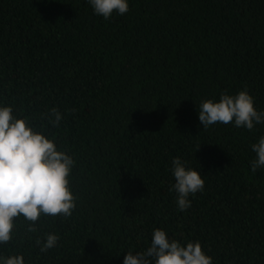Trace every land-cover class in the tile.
Wrapping results in <instances>:
<instances>
[{
    "label": "trees",
    "instance_id": "obj_1",
    "mask_svg": "<svg viewBox=\"0 0 264 264\" xmlns=\"http://www.w3.org/2000/svg\"><path fill=\"white\" fill-rule=\"evenodd\" d=\"M127 3L105 20L88 0H0V107L73 159L75 197L70 216L41 215L35 232L15 220L0 257L123 264L161 229L198 241L212 264H264V168L251 171L264 123L198 119L201 101L243 90L264 111V0ZM174 158L204 180L184 211ZM48 234L59 239L41 252Z\"/></svg>",
    "mask_w": 264,
    "mask_h": 264
},
{
    "label": "clouds",
    "instance_id": "obj_2",
    "mask_svg": "<svg viewBox=\"0 0 264 264\" xmlns=\"http://www.w3.org/2000/svg\"><path fill=\"white\" fill-rule=\"evenodd\" d=\"M94 13L109 19L115 11L119 15L128 12L127 0H88ZM10 106L0 107V244L12 240L14 221L23 217L30 222L29 232L41 215H71L75 197L69 188L68 177L74 161L66 153L57 150L55 143L43 134L33 131L26 120L12 115ZM49 123L59 125L61 114L52 109ZM198 119L203 129L221 123L252 130L255 124L264 123V111H257L253 97L246 90L236 95L221 94L218 102L201 101ZM255 159L251 171L264 168V136L251 146ZM175 180L171 190L177 193V206L181 211L189 208L190 194L201 191L204 180L198 171L186 168L179 159L172 161ZM58 236L48 234L41 252L56 246ZM39 244L40 241L37 240ZM2 264H24L22 255L0 257ZM123 264H212L198 241L182 245L170 240L165 231L154 229L150 247L144 252L129 251Z\"/></svg>",
    "mask_w": 264,
    "mask_h": 264
}]
</instances>
